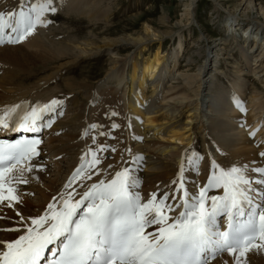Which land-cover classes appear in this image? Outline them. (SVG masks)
Returning a JSON list of instances; mask_svg holds the SVG:
<instances>
[{
  "label": "bare ground",
  "instance_id": "1",
  "mask_svg": "<svg viewBox=\"0 0 264 264\" xmlns=\"http://www.w3.org/2000/svg\"><path fill=\"white\" fill-rule=\"evenodd\" d=\"M198 1L186 0L184 3L182 0L184 11L175 23L163 11L157 21L165 30L161 31L147 21L145 31L112 36L109 27L113 24L109 21L104 24L108 15L102 2L73 0L65 4L67 19L78 18L81 21L87 17L88 24H95V29H101L96 32L97 36H74L63 24L52 22L54 13H47L46 18L52 23L37 25L32 34L16 45L0 47V116L13 105L32 102L35 107H42L53 100L57 104L52 110L44 111L42 118L58 116L43 135L39 155L27 163L32 167V171L24 172L27 183L12 181L11 186L15 188L20 202H12V207H9L7 201H0V229L19 226L17 212L26 220L42 215L54 197L59 208L61 194L67 197L71 193L73 200H78L93 183L111 179L115 171L123 167L132 170L137 179V185L132 190L139 192L145 201L153 193L158 198L163 193H174L173 181L177 179L182 165L186 188L190 193H198L211 174L213 159L225 168L247 166L253 178L252 187H261L255 182L257 174L251 170L264 167V157L260 155L264 152V90L259 91L264 89V3L241 0L237 6L240 9L236 7L228 12L231 21L225 25L227 33L218 42L210 40L203 52L206 58L219 46L214 53L217 64L207 66L198 61L190 73L192 64L188 62L186 72L189 73V81L187 75L181 78V73L171 77L173 70L167 69L170 62L173 67L179 64L177 59L182 42L179 40V50H171L173 54L169 57V53L163 51L162 39L174 31H182L185 25L195 21ZM212 1L221 10L223 4L220 0ZM21 3L24 7L28 5L26 0H2L0 11L19 12ZM238 10L241 12L238 13ZM245 20L249 22L243 26ZM237 33H240V39ZM60 34L62 36L58 39ZM181 35L178 33L176 38L180 39ZM247 41H252V45L245 48ZM152 43L157 44L156 50L141 61L133 56L134 52H130L140 48L141 53ZM105 50L109 54L106 69L97 81L92 82L91 72L81 78L76 74L73 76L75 79L56 80L84 56ZM122 51L127 53L119 57ZM235 52L243 57L244 68L251 72L250 76L261 79V83L253 84L248 100H244L246 89L242 93L239 86H232L228 95L229 89L223 91L219 83L221 56L234 59ZM234 63L239 64L237 61ZM43 70L50 71L37 77ZM241 71L236 70L235 73L240 76ZM207 73L210 76L205 78ZM172 78L176 80L167 86ZM147 86H153L149 96ZM79 95L82 100L78 99ZM237 101L241 106H237ZM112 112L117 115L112 116ZM183 114L186 115L184 123L180 121ZM113 122L119 127L112 128ZM93 124L101 127L91 128ZM101 132L107 135H100ZM252 132L255 136L250 135ZM159 133L162 135L158 136ZM200 141L201 144L198 143ZM99 145L108 146V150L97 152L101 163L91 169L87 163L91 155L85 158V153L89 149L96 150ZM112 147L116 150L112 151ZM194 153L203 156L198 170L192 169L188 163V158ZM136 156H142L143 160L134 161ZM82 164L84 174L72 180ZM92 172L95 174L88 179ZM15 175L18 173L14 171L6 179ZM207 195L222 196L223 189H211ZM255 200L260 202L257 195ZM168 202L173 203L172 200ZM180 210L176 209L172 215ZM4 215L7 217L3 218ZM22 231H0V242L11 241ZM225 262L234 264L233 257L228 253L219 255L210 264ZM246 264H264V249L250 250Z\"/></svg>",
  "mask_w": 264,
  "mask_h": 264
},
{
  "label": "snow or ice",
  "instance_id": "2",
  "mask_svg": "<svg viewBox=\"0 0 264 264\" xmlns=\"http://www.w3.org/2000/svg\"><path fill=\"white\" fill-rule=\"evenodd\" d=\"M57 10L55 0H39L27 10L21 3L19 12L0 11V44L25 40L37 25L50 23L46 14ZM56 104L53 100L22 114L17 112L21 106L13 105L0 116V126L7 129L11 121L25 132H37L43 112ZM237 106H241L239 101ZM111 127L119 125L113 122ZM250 135L255 136V132ZM40 143L38 138L0 141V201H7L9 207L20 202L12 181L27 183L24 172L32 171L27 162L39 155ZM106 150L108 146L99 145L85 153V158L91 155L89 168L101 163L97 152ZM260 155L264 157V152ZM133 159L142 161L143 157ZM202 160L203 156L194 153L188 163L198 170ZM14 171L18 175L6 179ZM251 171L257 174L258 189L252 187L247 166L225 168L213 159L207 183L198 193H190L182 165L173 181L174 193H163L159 198L153 193L145 201L132 190L137 185L132 170L123 167L111 179L93 183L78 200H73L71 193L67 197L61 194L59 208L54 197L42 215L27 220L17 212L19 226L0 231H23L11 241L0 242V264H41L46 250L52 257L49 264H210L222 253L231 255L234 264H246L250 250L264 249V167ZM83 174L82 164L71 179ZM91 174L95 173L88 179ZM211 189H223V195L209 197ZM253 192L260 202H254ZM176 209L181 210L172 215ZM221 216L226 218L223 228L218 219ZM149 228L153 230L147 231Z\"/></svg>",
  "mask_w": 264,
  "mask_h": 264
},
{
  "label": "rangeland",
  "instance_id": "3",
  "mask_svg": "<svg viewBox=\"0 0 264 264\" xmlns=\"http://www.w3.org/2000/svg\"><path fill=\"white\" fill-rule=\"evenodd\" d=\"M1 1L2 0H0V2ZM26 1L28 5H32L35 2L36 3L39 2V0L38 1L26 0ZM72 1L73 0H55V4L58 10L53 14L51 18L52 22L54 21L55 23H57V25L63 24L66 29L71 30L69 31L70 34L72 35L75 34L74 36L77 37L82 38L85 35L95 36L96 32L98 33V31H101V29L99 28L95 29V27L97 26L95 24H88L87 17L82 18L81 21L78 18L67 19V15H65L64 13L65 10H67L66 9L67 5L65 4L68 3L70 4L72 3ZM99 1L102 2V4L104 5L108 15V18H106L104 24H106L108 21L111 24H113L109 27L110 32H113L112 36L129 35L139 30L145 31L147 29L145 27L147 21L152 22L151 25H153L155 28L157 27V29L161 31L165 30L166 28L162 27V24H160V22L157 21L160 18V15H162V12L165 11L166 13H168L170 17V21L172 23H175L181 19V13L184 11L182 0H99ZM185 1L186 0H184V3ZM255 1L258 4L264 3V0H255ZM220 2L223 4V6H221V10L215 6V3L212 0L211 1L199 0L195 8L196 10L195 21H193L189 25H185L186 27L183 28L182 31L180 30L181 32L174 31L170 36L165 37V39L164 38L162 39L163 51H166L167 54L169 53V57L170 55L173 54L171 50H173L174 48L178 49L180 45V41L182 42V46L180 50L178 49L180 51L178 57L179 60L177 59L179 64L173 67L172 62H170L167 69V70L169 69L173 70L171 77H173L174 74L179 75V73H181L182 74L181 78H182L184 75L189 74L186 72V69L189 68L186 67V63L188 62L192 64L190 66V73H192L193 71L192 68H194V66L197 64L198 61L199 63L204 62L205 65L207 66L213 64V60L215 59L214 53L217 52L219 46L215 47V51L213 50L214 52H211V54H209V56L206 58H204L203 52L205 53L207 49L206 48L207 43L210 40H212L213 42L214 41L218 42L219 38L223 37L225 33H227L228 29L225 25L226 24L229 25L231 21L228 19L229 16L227 14L228 12H231L230 10L235 9L237 6H239L241 0H220ZM240 8L241 7L239 8L237 7V9ZM240 12L241 10H238V13ZM184 22L187 21L185 20ZM248 22H249L248 20H245L243 26ZM103 26L104 25L102 24L100 27L102 28ZM147 33L149 32L147 31ZM178 33L182 34L180 39L176 38ZM243 35L246 34L243 33ZM60 36L62 35L61 34L58 35V39L61 38ZM237 36H238L237 38L240 39V33L239 34L237 33ZM253 36L251 35V39ZM261 42L263 43V38ZM156 45H157L156 43L154 44L152 43L151 45L146 46V49L143 48L141 53H140V48H138L137 51L130 50V52L131 53L134 52L133 56L136 55L135 58L137 57L136 59H138V61H141L143 57L148 56L150 53L156 50ZM251 45H252V41L249 42L247 41V43H245L246 46L245 48H248ZM126 51L128 52V50ZM126 51H122L121 53H119V57H124L125 54L127 53ZM234 55L235 58L230 60L225 59V57L221 56L222 60H221L220 68L222 73L221 72L219 73V83L221 86H223L224 89L223 91L229 89L228 95L230 94V90H232V86H239L238 88L241 90L242 93L244 89H246L248 92L247 91L244 92V95H246V98H244V100H248L249 99L248 97L250 96V92L253 89V84L255 83V85H257L258 83H261V79L250 76L251 72L249 70H246V68H244L245 62L243 57H241L240 53L235 52ZM108 56L109 54L106 50L104 52H97V54L86 55L80 60V62L77 65L69 67L66 70L67 72L65 71L60 77H58L59 79L57 78L56 80L58 82H61L64 80V78L67 77L72 78L76 74L78 75L79 78H81V77H85L86 74H89L91 72L92 82L97 81L104 75V70L106 69V65H107L106 58ZM236 61L239 64L234 63ZM2 69L4 70V68ZM236 70H242L240 72L241 74L240 76L235 73ZM49 71L50 70L40 71L36 76L37 77H40V75L45 76L48 74ZM208 76L210 75L207 73L204 77L206 78ZM186 78L189 81L190 78H188V75ZM175 80H176L175 78L174 79L172 78L171 82L166 83L167 86L171 85L172 82ZM194 88L195 87H193V89ZM263 90L264 89H259V91H263ZM152 92H153V86H147L148 96ZM66 96H70V95H66ZM78 99L82 100V97L79 95ZM185 116L186 115L183 114L180 117V121L183 123L186 122ZM161 135L162 134L160 133L158 134V136ZM198 143L201 144V141ZM4 217H7V215H4L3 218Z\"/></svg>",
  "mask_w": 264,
  "mask_h": 264
}]
</instances>
